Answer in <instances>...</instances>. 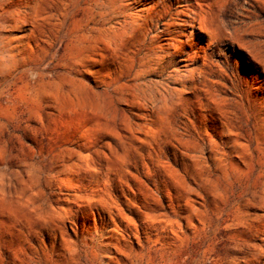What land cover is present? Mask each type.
<instances>
[{
	"label": "rangeland",
	"instance_id": "rangeland-1",
	"mask_svg": "<svg viewBox=\"0 0 264 264\" xmlns=\"http://www.w3.org/2000/svg\"><path fill=\"white\" fill-rule=\"evenodd\" d=\"M0 264H264V0H0Z\"/></svg>",
	"mask_w": 264,
	"mask_h": 264
},
{
	"label": "bare ground",
	"instance_id": "bare-ground-1",
	"mask_svg": "<svg viewBox=\"0 0 264 264\" xmlns=\"http://www.w3.org/2000/svg\"><path fill=\"white\" fill-rule=\"evenodd\" d=\"M92 106H93V104H91ZM95 105H97V104H95ZM11 211V210H10Z\"/></svg>",
	"mask_w": 264,
	"mask_h": 264
}]
</instances>
